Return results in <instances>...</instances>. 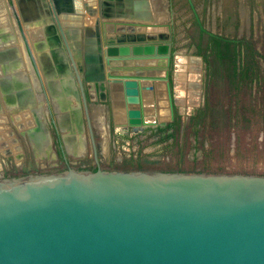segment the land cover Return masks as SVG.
Instances as JSON below:
<instances>
[{
    "label": "water",
    "instance_id": "water-1",
    "mask_svg": "<svg viewBox=\"0 0 264 264\" xmlns=\"http://www.w3.org/2000/svg\"><path fill=\"white\" fill-rule=\"evenodd\" d=\"M63 1L48 0L47 11L64 46L72 41L75 72L83 63L76 79L91 141L85 90L95 96L106 89L116 131L137 133L172 121L170 29L156 20L151 0H117L123 9L116 13L110 0H97V10L95 0L83 8L80 0ZM83 14L97 17L93 28L61 29L59 18L79 21ZM115 19L124 22L111 23ZM113 90L121 95L124 124L116 122ZM147 98L158 100L157 121H144ZM30 113L20 129L9 121L34 152L42 142L48 149L45 124ZM59 139L64 146L71 140ZM97 148L93 143V153ZM0 264H264V176L67 168L0 179Z\"/></svg>",
    "mask_w": 264,
    "mask_h": 264
},
{
    "label": "rangeland",
    "instance_id": "rangeland-1",
    "mask_svg": "<svg viewBox=\"0 0 264 264\" xmlns=\"http://www.w3.org/2000/svg\"><path fill=\"white\" fill-rule=\"evenodd\" d=\"M189 1L151 0L153 13L161 17L162 24L171 26L174 59L178 53L189 60L196 59L200 76L195 90L185 87L181 103L174 108V119L165 121L167 130L149 127L137 133L129 128L116 131L110 96L100 91L86 96L95 100V107L103 109L107 124L101 138L94 140L99 146L97 161L90 147L83 158H64L48 124L45 128L50 151L48 159L42 160L36 159L39 157L33 155L30 144L19 137L13 125L0 117V127L12 132L22 155L16 160L0 154V179L56 173L67 168L264 176V0ZM5 3L9 7L11 35L20 40L19 26L23 27V23L17 25L11 0ZM191 8L207 32L236 42L222 41L217 45L201 33ZM172 64L170 76L174 74ZM184 75L189 76L188 69ZM189 99L196 102L189 104ZM157 101L152 102L156 107ZM146 114L154 118L157 111L146 110Z\"/></svg>",
    "mask_w": 264,
    "mask_h": 264
},
{
    "label": "crops",
    "instance_id": "crops-1",
    "mask_svg": "<svg viewBox=\"0 0 264 264\" xmlns=\"http://www.w3.org/2000/svg\"><path fill=\"white\" fill-rule=\"evenodd\" d=\"M0 1V33L5 34L4 38L0 35V79H4L3 86L5 87L4 89L10 93L8 98L12 101L10 102L13 107L11 109L14 111L10 112L11 109H7L4 102L5 98L0 91V108H2L4 118L9 121V118L11 119L14 114H28L30 118V110H32L36 113L37 117L43 120L44 124L50 125V122H52L55 125L54 129L51 125L50 128L54 131L58 139L57 141H59L58 147L63 157L65 156L64 158H83L87 153V149L90 147L93 157L95 161H97V152L96 154L93 153L92 144L95 143L97 145V142L94 140L95 138H101V133L97 130V126L94 124V119L91 116L90 122L94 125V130L91 132V134H93V140L91 141L83 113L81 93L76 79L77 76H81L83 63L81 61L77 63L76 75L75 69L72 68L70 62L71 57L75 61V51L73 52V47H71L72 41L67 39L68 48L64 46L58 27L55 21H53L52 16L48 14V0H18L19 4L24 2L20 4L19 9L16 7L17 0H11L12 11L15 13L17 25L19 26L20 22L23 23V27L19 26L22 37L20 40H18L16 36L11 35L13 29L9 7L7 8L5 0ZM85 1L87 0H80L82 8ZM64 3H68V1ZM109 4L111 7L110 10L113 11V13L123 9V7L119 8L120 4L117 0H110ZM91 7L97 10V0L93 2V6ZM82 12L84 13V11ZM96 18H87V16L83 14L79 21L72 20L66 22L59 18V24L63 31H80L84 26L93 28L92 26L95 24ZM123 22V19H115L111 23L119 24ZM68 37H70V34ZM26 47L33 58L34 68L29 62ZM3 55L7 60L1 62V57ZM2 63L3 66L1 67ZM1 87L2 84H0V88ZM87 95L92 96L90 92H87L85 97ZM87 99L86 97L87 105L91 106L90 108L96 106L95 100L90 98L88 102ZM57 104L60 108L56 106ZM15 105H20L21 109L15 107ZM64 107H69L70 112L68 113L66 111L67 108ZM62 109H64L65 112ZM9 113L12 115L10 116ZM0 116L2 117L1 114ZM22 121H24V119H22ZM39 136L41 140H43L41 135ZM60 137H66L71 140L69 144H65L64 146L60 142ZM43 145H45V147H43L49 157L50 149H47L46 143ZM67 145L71 150L72 156L76 158L69 156ZM41 146L42 145L35 147L34 150L40 153L39 149ZM32 148L31 151L34 154L35 152ZM34 155H36V153ZM36 156L38 157V155ZM53 156L55 155L52 153L51 157L53 158ZM43 158L44 157L41 159H48Z\"/></svg>",
    "mask_w": 264,
    "mask_h": 264
},
{
    "label": "bare ground",
    "instance_id": "bare-ground-1",
    "mask_svg": "<svg viewBox=\"0 0 264 264\" xmlns=\"http://www.w3.org/2000/svg\"><path fill=\"white\" fill-rule=\"evenodd\" d=\"M0 3H1V1H0ZM23 3H20V4H23ZM154 15H155V12H154ZM155 17H156V20L157 21H160L161 20V17H157V15H155ZM3 60H7V59L4 58V55L1 57V62ZM188 63H190L191 66H187ZM196 63H197L196 59L195 60H192V59L189 60V59L185 58L182 53H178L177 56L175 57V59H174V74H173L174 75V82L173 83H174V91H175V105H179L181 103V101L183 99L182 97H183V95H185L184 90H185V87L187 85H188L189 89H191V90H195L196 89L197 82H198V79L200 77L199 76V73H198V68H196V66H197ZM2 65H3V63H2ZM186 69H188V71H189V76L188 77H186L184 75V72H185ZM3 83H0V84H2V87L0 88L1 89L0 91H1L2 95L5 98V101H4L5 104H6L5 106L7 107V109H9V108L11 109V108H13L12 107V104L10 103L12 101L10 100V98H8V96L10 95V93L7 92L4 89L5 87L3 86ZM191 93H192V91H191ZM112 94H113V96H112V103H113V107H114V112H115V115L117 116L116 122L117 123H120V124H124L125 123V115L123 113V108L121 107L122 106L121 95H120L119 91H117V90H113ZM21 95H22V93H21ZM21 100H22V98H21ZM147 100H149V98H147ZM160 101H162V100H159V102ZM152 102H154L153 99H152L151 103L146 104V110H150V109L151 110H153V109L155 110L156 109L155 108L156 106H154L152 104ZM194 102H196L195 99H194V101L191 100V99H189V104H194ZM56 106H58V108H60V106L58 104ZM64 108H67L66 111L68 113L70 112L69 111V107H64ZM62 110L65 112L64 109H62ZM56 111H58V110H56ZM9 115H10V113H9ZM25 115H27V116L14 114V116H12V119H11L12 124L15 127L19 128V129H20V127L22 125L23 126H26L28 124V122L30 121V118L31 117L29 118L28 114H25ZM22 119H24V121H22ZM93 119H94V122H95L94 124L97 126V130H99V132H100L101 131L100 130L101 129V117H100V115L99 114H93ZM5 120H7V119H5ZM154 120H156V119H153V118L149 117L148 114H145V120H144L145 122H152ZM2 123H3L2 122V118H0V124H2ZM98 126H99V128H98ZM4 129H5L4 126L2 128L0 127V154L3 155V156H13L14 159L19 160L22 155L20 154V150L21 149H20V147H19V145L17 143V140L13 136V134H11L10 132H8V130L5 131ZM100 136H102V134ZM36 139H39V138H36ZM43 144H44V142H42V144H41L42 146L39 149L40 150V153H39V151H35L36 155L39 156V159H41L42 157L48 158V155H47V153L45 151V148H44L45 145H43ZM67 150H68L69 156H71L73 158H76L75 156H72L71 150L68 148V145H67ZM36 159H38V158H36Z\"/></svg>",
    "mask_w": 264,
    "mask_h": 264
},
{
    "label": "flooded vegetation",
    "instance_id": "flooded-vegetation-1",
    "mask_svg": "<svg viewBox=\"0 0 264 264\" xmlns=\"http://www.w3.org/2000/svg\"><path fill=\"white\" fill-rule=\"evenodd\" d=\"M192 9V11H193V14H194V19H195V22H196V24H197V26H198V29L200 30V32L201 33H205L208 37H210L211 39H217V40H219V41H230V42H236V41H231V40H226L225 38H222V37H220V36H217V35H214L213 33H211V32H207L203 27H202V25H201V23H200V21H199V19H198V17L196 16V14H195V11H194V9L193 8H191ZM168 27H169V29H170V44H171V61H170V65L172 64V61H173V64H172V70H171V73H173V65H174V57H173V52H172V46H173V44H172V38H171V26L170 25H168V24H166ZM203 29V30H202ZM211 34V35H210ZM170 65H169V67H170ZM169 76H170V70H169ZM170 78V77H169ZM98 91H106V89L104 88V87H101L100 89H98L97 91H96V93H98ZM107 92V91H106ZM85 93H86V90H85ZM161 102V101H160ZM176 107V106H175ZM174 107V108H175ZM103 109L100 107V106H97V107H92L91 108V113H92V117H93V114H99L100 115V117H101V131H100V133L102 132V130H105L106 128H107V124H106V122L104 121V119H103V117H104V115H103ZM173 119H174V109H173ZM165 127V126H164ZM164 127H162V130L164 129ZM156 128V127H155ZM159 128V127H158ZM166 129V128H165ZM164 129V130H165ZM167 130V129H166ZM125 131H127V130H125ZM37 135H40V134H37Z\"/></svg>",
    "mask_w": 264,
    "mask_h": 264
},
{
    "label": "trees",
    "instance_id": "trees-1",
    "mask_svg": "<svg viewBox=\"0 0 264 264\" xmlns=\"http://www.w3.org/2000/svg\"><path fill=\"white\" fill-rule=\"evenodd\" d=\"M213 40L217 43V45H220L222 43V41H219L217 39H213Z\"/></svg>",
    "mask_w": 264,
    "mask_h": 264
}]
</instances>
